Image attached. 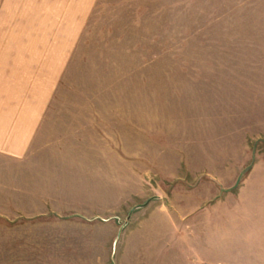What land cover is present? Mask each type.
Wrapping results in <instances>:
<instances>
[{"label":"rangeland","instance_id":"374dc122","mask_svg":"<svg viewBox=\"0 0 264 264\" xmlns=\"http://www.w3.org/2000/svg\"><path fill=\"white\" fill-rule=\"evenodd\" d=\"M46 96L0 264H264V0H0V110Z\"/></svg>","mask_w":264,"mask_h":264},{"label":"crops","instance_id":"0c3cea01","mask_svg":"<svg viewBox=\"0 0 264 264\" xmlns=\"http://www.w3.org/2000/svg\"><path fill=\"white\" fill-rule=\"evenodd\" d=\"M42 98L41 105L32 110H0V158L10 159L15 165L23 163L46 135L52 125L49 121L60 119L57 113L45 110L48 97Z\"/></svg>","mask_w":264,"mask_h":264}]
</instances>
